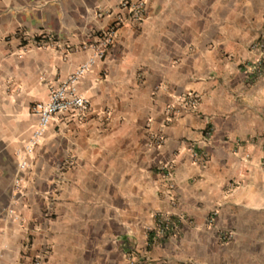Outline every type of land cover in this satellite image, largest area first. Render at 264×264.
I'll use <instances>...</instances> for the list:
<instances>
[{"label": "crops", "instance_id": "obj_1", "mask_svg": "<svg viewBox=\"0 0 264 264\" xmlns=\"http://www.w3.org/2000/svg\"><path fill=\"white\" fill-rule=\"evenodd\" d=\"M121 1L0 0V264H264V0H143L138 21ZM116 20L88 110L19 168L32 105Z\"/></svg>", "mask_w": 264, "mask_h": 264}, {"label": "built area", "instance_id": "obj_2", "mask_svg": "<svg viewBox=\"0 0 264 264\" xmlns=\"http://www.w3.org/2000/svg\"><path fill=\"white\" fill-rule=\"evenodd\" d=\"M120 8L128 11L129 17L133 21H138L141 18V12L143 7V0H137L134 2L121 1L119 4ZM119 26V20L113 22L104 32L100 33L94 42L81 45V49L88 50L89 56L85 62L78 65L58 86L51 89L48 92L46 101L38 102L32 105L31 114L36 117V124L32 129L30 136L23 148V153L19 157V168L26 166L25 157L30 155L33 148L36 146L39 139L42 137L44 131L48 127L51 117L57 113H64L69 110H73L80 113H85L88 110V103L86 99L77 94L75 85L78 80L86 73L90 66L96 61L101 60L108 47L111 45L116 30ZM248 49L254 53L255 58L253 59L249 71L255 73L257 77L264 76V36H261L249 44ZM185 103L189 107L195 106V97L189 96L185 100ZM153 142L156 145L162 143L161 136H154ZM262 167L264 168V159L262 161ZM16 185V182H15ZM8 214L11 215L13 220H17L14 213L9 210ZM214 214L211 215V218ZM209 217L208 222H211ZM169 221L161 216L157 217L154 231L157 235H163L168 229ZM218 237L221 241H226L229 238L227 233L218 232ZM33 264H38L35 261ZM128 264H133L129 259Z\"/></svg>", "mask_w": 264, "mask_h": 264}]
</instances>
